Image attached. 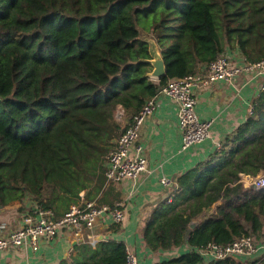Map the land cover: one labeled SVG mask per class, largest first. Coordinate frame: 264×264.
I'll list each match as a JSON object with an SVG mask.
<instances>
[{"label":"trees","instance_id":"trees-1","mask_svg":"<svg viewBox=\"0 0 264 264\" xmlns=\"http://www.w3.org/2000/svg\"><path fill=\"white\" fill-rule=\"evenodd\" d=\"M148 39L165 63L159 79L148 76ZM222 54L264 59V0H0V205L28 197L58 218L89 188L85 200L115 207L104 193L109 150L168 79ZM263 172L264 89L214 155L177 177L170 211L147 223L145 244L187 243L171 262L202 264L197 249L209 242L264 243V189L241 180ZM100 246L93 264L124 262L123 242Z\"/></svg>","mask_w":264,"mask_h":264},{"label":"crops","instance_id":"crops-1","mask_svg":"<svg viewBox=\"0 0 264 264\" xmlns=\"http://www.w3.org/2000/svg\"><path fill=\"white\" fill-rule=\"evenodd\" d=\"M235 58L238 62L242 61L239 57ZM260 80L253 73H242L232 82L219 80L198 88L195 91L196 113L200 119L211 121V125L209 136L187 149L181 147L179 103L167 96H157L155 107L145 118L139 134L142 154L147 162L146 170L136 177L104 184L106 197L122 209L123 221L114 223L108 213L99 217L90 232L96 238L94 244L85 233L75 238L60 230L56 236L41 237L35 246L9 245L0 251V264H93L104 255L106 248L100 246V242L105 241L123 242L137 253L138 264H173L172 259L188 252V244L152 250L145 244L144 229L150 220L168 215L170 209L167 208L173 203L177 177L214 155L225 137L250 115L252 98L260 92ZM163 178L167 182L163 183ZM250 178L241 175L244 186L251 185ZM88 189L81 190L80 197L84 198ZM220 204L218 199L212 207ZM21 206L16 202L0 207V236L18 228L23 214L33 203L25 197ZM68 206L61 207L59 212L62 213ZM257 244L258 250L250 257L232 258L238 263L242 261L241 264H264V243ZM202 257V264L211 259Z\"/></svg>","mask_w":264,"mask_h":264},{"label":"built area","instance_id":"built-area-1","mask_svg":"<svg viewBox=\"0 0 264 264\" xmlns=\"http://www.w3.org/2000/svg\"><path fill=\"white\" fill-rule=\"evenodd\" d=\"M232 55L222 54L200 69L182 77L168 79L160 86L156 94L148 99L141 109L133 116L132 124L119 137L116 145L106 155L104 176L107 182H119L138 176L147 168L146 158L142 154V145L139 143V134L145 118L153 111L156 98L159 95L167 96L179 103V124L182 130V149L199 143L209 136L211 121L200 119L196 113L195 91L209 84L225 80L232 82L242 73H253L261 78L259 91L264 89V59L256 62H238ZM241 59V58H240ZM249 176V175H248ZM251 177V176H250ZM163 183L166 178L161 179ZM250 183L258 189H264V172L250 178ZM109 214L114 223L124 219L121 208L117 205L110 207L107 204H96L88 201L81 195L80 200L71 204L58 218L50 208L41 205L33 206L23 214L22 224L5 236H0V251L9 245L35 246L41 237L56 236L60 230H65L71 236L78 238L87 234L89 241L94 244L95 236L90 234L97 219ZM259 248V244L250 236L240 238L227 244L209 242L198 248L204 257L220 260L227 257H250ZM122 264H138L137 253L126 246L125 260Z\"/></svg>","mask_w":264,"mask_h":264},{"label":"water","instance_id":"water-1","mask_svg":"<svg viewBox=\"0 0 264 264\" xmlns=\"http://www.w3.org/2000/svg\"><path fill=\"white\" fill-rule=\"evenodd\" d=\"M148 43H149L148 51L150 58H148L147 61L150 63L152 67L151 70L148 72V76L153 79H159L166 74L165 63L158 50L156 42L152 39H148ZM251 186L256 188L254 184H251ZM196 225H197V221L189 222L190 228L195 227Z\"/></svg>","mask_w":264,"mask_h":264}]
</instances>
